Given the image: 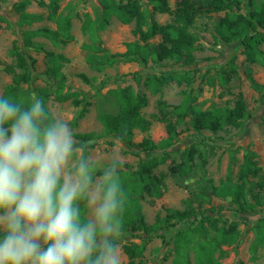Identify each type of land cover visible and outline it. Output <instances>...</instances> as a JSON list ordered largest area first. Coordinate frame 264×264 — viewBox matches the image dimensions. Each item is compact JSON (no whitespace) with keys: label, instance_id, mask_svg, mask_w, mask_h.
<instances>
[{"label":"rangeland","instance_id":"1","mask_svg":"<svg viewBox=\"0 0 264 264\" xmlns=\"http://www.w3.org/2000/svg\"><path fill=\"white\" fill-rule=\"evenodd\" d=\"M19 0H0V95H5L11 90L13 85V74L6 70V66L14 64V57L11 55L14 41H17L20 49L28 57L35 58L36 62L30 66L32 79L29 83H22L21 90L28 92L30 99L33 95L41 98L42 90L47 91V96L43 98L45 105H51L58 113L64 115L71 123L75 133L77 132H104V126L99 118L101 112H117V107L110 96V90L131 86L135 91L141 90L148 97V104L142 108V113L147 118L158 112V101L165 100L169 105H178L182 102L185 92L190 93L194 98V105L202 110L212 108L229 109L234 108L236 101L242 95L248 105L250 116L243 121L240 126L225 125L217 133L208 129L196 131L192 126L187 127L184 120H173L177 123L179 135L172 141L167 149H160L156 153H143L142 157L135 155L131 148L123 145L112 134L100 138L93 154L101 160H106L108 156L116 152L123 163H129L134 168L137 167L141 158L151 157L162 158L166 152V160L159 164L154 173L160 175L167 174L161 179V189L163 194L160 197L150 196L145 193L143 196H135L136 204L139 203L145 220L152 225L156 221V216L161 213L165 215V209H186L188 202H192L197 207L202 201V209L215 207L222 211L218 226L231 228L236 226L238 231L237 240L232 244H223L220 247H212L208 251L209 260H200L196 243L205 237L194 232L196 224L190 225L186 235L174 237L169 243H165L161 237H154L145 244V249L136 261L142 264H264V246H259L253 252L252 245L255 241L254 227L258 222L261 205L255 198L250 201L257 205L254 210H247L236 213V204L231 197H218L212 192L213 186L230 181L239 182V175L245 158L251 152L255 153L254 159L261 167L258 176L250 175L249 184L261 182L264 188V101L262 95L264 89L253 88L251 78L258 83L264 84V61L249 62L243 53L244 48L238 41L224 42L216 36V25L224 16L225 11L209 12L198 15L190 31L194 33L198 40L197 48L193 51L196 57V64L193 66L194 82L182 84L172 81L161 87L159 91L147 86L145 80L147 75L160 74V70L154 71L153 62L149 59L146 65L137 62L119 61L111 65H104L101 69L95 68L89 62V55L95 57L103 53L87 45L93 44L90 33L83 31L85 14H90L93 18L102 13V6L99 0H61L58 9V17L52 20L48 17L49 9L41 6L40 1L49 3L50 0H31L26 11L37 13L43 16L31 24L19 23L20 14L15 10L14 4ZM126 1V0H124ZM249 0H241V7L251 10L254 7L248 6ZM143 7L148 10V17L165 24L171 21V16L166 13L153 12V7L146 0H141ZM170 6L175 8L176 0H168ZM261 0H256L258 5ZM62 15L71 17V33L74 39L67 44H54L50 39L39 36L34 41L40 43L43 50L37 51L33 47H26L22 41L21 31L26 29H36L38 27H49L57 29ZM150 18V19H151ZM134 22L125 24L116 16H112L109 25L100 32L102 43L101 48L109 50L111 53L125 52L127 43L139 40L133 34ZM158 43L160 36L150 40ZM264 50V44L261 45ZM46 51L61 53L68 58L63 63L62 72L67 77V86L78 89L82 95L89 97L90 105L87 112L80 117L83 105L75 106L70 101L59 102L54 98V79L47 73L48 58ZM234 61L237 66L236 72L231 74V78L222 80L220 77L222 70L230 69V62ZM163 63L172 66L169 69L181 70V63L173 64V60L166 59ZM142 71H145L141 73ZM79 73H85L93 78L92 84L84 82ZM126 73L136 74L140 77L138 84L136 78L131 76L126 81H115V78ZM226 77V74H224ZM104 81L107 84L98 91ZM187 127V129H186ZM144 136L150 137L156 143L162 142L168 137L166 124L162 121L152 120L150 129L142 132L135 130L134 140L140 142ZM213 139V140H211ZM114 141V145H110ZM80 155H84L83 151ZM182 158H190L185 172L171 174L170 166L178 164ZM183 169V170H184ZM182 170V171H183ZM134 169H124L126 176L135 177ZM255 193L263 190L254 189ZM205 193L203 198L195 199L196 194ZM82 214L86 216V208L81 204ZM122 219L123 236L121 248L123 264L129 263V257L124 251V245L128 243H141L138 233L144 234V230H133L130 226L124 227L126 223ZM207 240L215 237V231L207 225ZM177 231L172 232L175 235ZM188 233V234H187ZM184 240V242H183ZM185 245V246H183Z\"/></svg>","mask_w":264,"mask_h":264},{"label":"trees","instance_id":"2","mask_svg":"<svg viewBox=\"0 0 264 264\" xmlns=\"http://www.w3.org/2000/svg\"><path fill=\"white\" fill-rule=\"evenodd\" d=\"M61 0H50L49 3L40 1V5L49 9L48 17L55 20L58 17V9ZM102 6V13L94 18L86 13L83 23V31L90 33L93 44L87 45L88 48L100 50L103 53L95 57L89 55V62L95 68L101 69L104 65H111L115 62H137L146 65L151 59L154 71L160 70V74L152 76L147 75L145 83L151 86L153 90L159 91L162 86L176 81L179 84L194 82L193 66L196 64V57L193 51L197 48L196 41L198 37L190 31V27L194 24L195 18L203 13L225 11L224 16L216 25V36L224 42L238 40L243 48V53L249 62L258 60L264 61V50L261 45L264 44V0L257 5L256 0H249L248 6H253L251 10L241 7V0H176L175 8H172L168 0H146L153 7V12L166 13L172 18L168 23L162 24L153 18L148 17V10L143 7L141 0H99ZM31 0H19L14 4L15 10L20 14L19 23L31 24L43 16L37 13L26 11ZM112 16H116L121 22L128 24L135 23L133 34L139 37V40L127 43L125 52L111 53L105 48H101L102 40L100 32L105 30L110 23ZM71 17L62 15L61 22L57 29L49 27H38L36 29H26L21 31L22 41L26 47H33L37 51L43 50L40 43L34 41L35 37L44 36L50 39L54 44H67L74 39L71 33ZM1 28V25H0ZM156 36L161 37L158 43L150 40ZM11 55L15 61L13 65L6 66V70L13 74V85L11 91L3 95L14 102L27 106L31 99L28 92L21 90L22 83L31 81L32 73L30 66L36 62L35 58L28 57L22 52L17 41H14ZM48 58L47 73L54 79L53 91L54 98L59 102L70 101L75 106L83 105L80 117L87 112V106L90 105L89 97L78 89L67 86V77L62 72L63 63L68 60L61 53L46 51ZM171 59L173 64L181 63V70L169 69L171 65L163 63L164 60ZM229 70H222L220 77L222 80H229L231 74L236 72L237 66L231 61ZM142 71L141 73L145 72ZM226 74V77L224 76ZM78 76L86 83L92 84L91 79L85 73H79ZM133 76L137 83H140V77L136 74L126 73L115 78V81H126ZM254 89H264V84L258 83L251 78ZM107 84L104 81L98 88V91ZM110 96L117 107V112H101L99 118L103 123L104 132H77L76 139L80 142H91L92 148L96 146L100 138L112 134L123 145L131 148L135 155L141 156L143 153H156L161 148L167 149L174 139L179 135L177 123L173 120H184L189 117L186 122L187 127L192 126L196 131L203 129L211 130L214 133L222 130L225 125L240 126L243 121L250 116L248 105L241 95L236 101L234 108H212L202 110L194 105V98L190 93L185 92L184 99L178 105H169L165 100L158 101V112L147 118L142 113V108L147 106L148 97L141 90L135 91L130 85L124 88L110 90ZM47 91L42 90L41 98L46 97ZM264 101V94L262 95ZM44 101V100H43ZM152 120L162 121L166 124L168 137L160 143H156L148 136H144L140 142L134 140L135 130L139 129L146 132L150 129ZM186 127V129H187ZM213 140V139H211ZM114 145V141L109 142ZM83 154H85L83 152ZM168 152L162 158L151 157L149 159L141 158L137 167L134 168L129 163H123L124 167L121 171V183L125 191L126 201L122 212L123 221L126 223L125 228L130 226L133 230H144V234L138 233L134 235L141 239V243H128L124 245V251L129 257L128 264H142V261H136V258L142 255L145 244L154 237H161L165 243H169L174 237L186 235L187 229L192 224L195 225L194 232L204 236L205 238L196 243L199 251L200 260H209L208 251L212 247H220L223 244H232L237 240L238 231L236 226L226 228L218 226L222 207L216 209L210 207L202 209V201L197 207L192 202H188L186 209H165V215L158 213L156 221L150 225L146 222L141 207L136 204L135 196H143L147 193L150 196L160 197L163 194L160 182L167 174L161 173L159 176L154 173V169L166 160ZM255 153L251 152L246 156L242 165L239 182L232 183L226 181L218 186L212 187V192L218 197H231L232 202L236 204V213L247 210H254L257 205L250 201L255 198L261 205L258 222L254 227L255 241L252 245L253 252H256L259 246H264V192L254 189L263 190L261 182L249 184V176H258L261 167L258 166L254 159ZM190 158H182L178 164H172L169 168L171 174H179L185 172L184 167L189 164ZM124 169H134L135 177L126 176ZM184 169V170H183ZM183 170V171H182ZM203 192L195 195V199L204 197ZM83 205V203H81ZM84 206V205H83ZM85 208V206H84ZM209 225L215 231V237L207 240ZM175 235H171L172 232ZM188 234V233H187ZM184 242V240H183ZM185 246V245H183Z\"/></svg>","mask_w":264,"mask_h":264},{"label":"clouds","instance_id":"3","mask_svg":"<svg viewBox=\"0 0 264 264\" xmlns=\"http://www.w3.org/2000/svg\"><path fill=\"white\" fill-rule=\"evenodd\" d=\"M123 167L42 99L0 95V264H123Z\"/></svg>","mask_w":264,"mask_h":264}]
</instances>
